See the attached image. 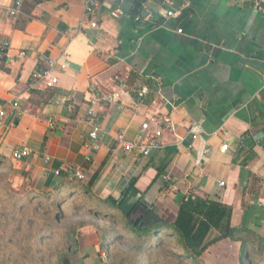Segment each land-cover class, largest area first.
I'll use <instances>...</instances> for the list:
<instances>
[{
    "label": "crops",
    "instance_id": "1",
    "mask_svg": "<svg viewBox=\"0 0 264 264\" xmlns=\"http://www.w3.org/2000/svg\"><path fill=\"white\" fill-rule=\"evenodd\" d=\"M14 1L0 0V44L9 43L0 61V106L6 108L0 157L21 166L41 192L73 179L77 169L83 184L94 177L96 201H119L131 187L146 210L167 223L187 196L219 202L231 208L233 228L264 240L263 14L248 0H175L171 17L165 0H139L145 17L117 14L116 0H96L94 17L84 15L86 0H23L20 16L11 18L6 12ZM43 56L57 62L59 82L30 89L33 73L45 67ZM115 78L126 84L124 91ZM144 85L149 93L140 100ZM112 92L119 99L98 113L103 138L90 141V101ZM12 102L25 111L22 117L11 111ZM157 114L172 127L162 131L163 147L145 158L125 152L117 133L131 142ZM22 149L30 156L14 162ZM102 208L106 223L99 227L112 222L121 234L122 218H106L116 211ZM138 215L144 218V210ZM81 232L82 262L95 264V252L102 251L96 229ZM239 246L226 239L210 248L238 264Z\"/></svg>",
    "mask_w": 264,
    "mask_h": 264
},
{
    "label": "trees",
    "instance_id": "2",
    "mask_svg": "<svg viewBox=\"0 0 264 264\" xmlns=\"http://www.w3.org/2000/svg\"><path fill=\"white\" fill-rule=\"evenodd\" d=\"M3 162L7 161L0 157V163ZM23 175L30 178L25 172ZM83 181L74 178L65 179L59 182L51 191L38 194V196L50 199L51 221L53 224L58 225L59 220L62 221L67 218L63 210L67 203H72L70 204L72 206L71 209L77 215H81L84 211H87L95 217H103L105 212H103L102 206L107 205L116 212L115 214L110 213L109 215H105L106 218L116 220L120 216L123 220L118 223L121 228V234L117 232L113 223L108 228L99 227L100 224L96 222L87 223L84 220L79 225L72 223L73 227L68 234V241L73 242L75 247L73 249L72 246H69V250L59 251L56 255V264H71L69 258L75 255L78 246L73 241L75 235L74 229H78L79 232V228L81 229L88 225L96 229L101 250L107 247L106 242L108 237L113 236L109 241L111 249L107 247L105 251L107 260L104 264H161L154 257H144V254L142 257L139 256L142 253H151L158 249H165V239L174 240L176 245L175 247L172 246V250L169 251L174 256V260H170L168 263L173 261V264H184L180 258H186L191 264H204L200 260L201 256L211 246L228 239L240 244L238 264H264V240L247 229L233 228L230 225L232 210L229 206L199 197L188 198L180 205L173 223L164 222L153 214V211L145 210L144 218L146 221L141 220L134 227L129 223V216L125 215L121 210L118 201L112 198H107L104 201L94 200L90 195V187L94 181V177L85 184L82 183ZM124 239L133 242L136 246V253L131 258H125V256L118 258L111 253L113 246L118 241ZM187 239L192 240L194 245H189Z\"/></svg>",
    "mask_w": 264,
    "mask_h": 264
},
{
    "label": "rangeland",
    "instance_id": "3",
    "mask_svg": "<svg viewBox=\"0 0 264 264\" xmlns=\"http://www.w3.org/2000/svg\"><path fill=\"white\" fill-rule=\"evenodd\" d=\"M20 167L10 162L0 163V264H56V255L59 251L69 250V246L73 249L75 247L73 242L68 241L72 223L79 225L84 220L87 223L96 222L104 225L106 219L102 216L95 217L87 211L77 215L71 209L72 203H67L63 209L67 218L59 220V224L54 225L51 221L50 199L38 196L42 192L32 186V180L23 175ZM81 229L79 228V232L78 229H74L73 241L76 246L82 241ZM165 246V249L142 253L139 257L144 254V257H154L161 264H173V261L170 263L168 261L174 260L169 251L172 250V246H176L175 241L165 239ZM109 248L111 249L110 246ZM135 248L133 242L124 239L113 246L111 253L118 258L124 256L131 258L136 253ZM106 249L107 247H104L100 254L98 252V257L95 252V261L100 258L102 264L106 262ZM221 252L222 250L210 248L200 260L206 264H223L222 260L227 261L224 264H237L231 258L228 260L222 257ZM83 253L84 251L78 250L77 246L76 256L69 258L70 263L84 264L86 260L83 259L86 257ZM235 257L236 255L234 261L237 258ZM180 260L184 264H191L186 258Z\"/></svg>",
    "mask_w": 264,
    "mask_h": 264
},
{
    "label": "built area",
    "instance_id": "4",
    "mask_svg": "<svg viewBox=\"0 0 264 264\" xmlns=\"http://www.w3.org/2000/svg\"><path fill=\"white\" fill-rule=\"evenodd\" d=\"M21 1L23 0L14 1V5L10 7L6 12L8 17L18 18L20 16L19 5ZM248 1L252 4L253 8L256 11L264 15V0H248ZM165 4L168 7L167 17H171L175 15L173 11L175 0H165ZM97 8H98V2L96 0H86L83 9L84 15L94 17L96 15ZM116 13L122 14V10H118ZM95 26L96 23L94 21L90 22V27L94 28ZM177 32L181 33V30H178ZM8 48H9L8 41H3L0 44V61H6ZM20 55L22 56L24 54L20 53ZM41 60L44 62L45 67L44 69L38 70L33 73L32 80L29 84L30 89L33 88L36 89L40 86L43 89H51L54 88L59 82L58 78L53 74L57 62L54 59L46 56H43ZM61 68L64 67L61 66ZM115 80L116 82L119 83L118 87L120 88V91H124V89L126 88V84L122 80H119L118 78H115ZM148 93H149V89L146 85H144L137 92V97L140 100H143L146 98ZM119 97L120 94L118 92H112L108 95L95 97L90 101V107L86 112V119H85V121L92 127V130L89 134L90 141L99 142L103 138L97 120L98 113L101 112L104 109V107L118 100ZM9 107L17 117H22L23 114L25 113V111L19 108V105L16 102L10 103ZM5 118H6V108L4 106H0V140H1V130L5 124ZM167 122L168 120L166 117L158 116V114L154 115L151 118H147L146 121L142 123L140 132L137 134V136L133 141L126 142L124 140V133L119 132L115 137L116 142L122 145V148L125 152H132L138 157H143V158L149 157L152 152L159 150L163 147V144L160 140L163 129L172 130L171 125H168ZM150 125H153L154 128L151 129ZM92 149L93 150L97 149V146L94 143L92 145ZM227 149L228 146L223 145L221 146L220 151L225 152L227 151ZM28 156H30L29 151H27L26 149H22L15 152L12 156V159L14 162H22ZM55 174L58 175L59 173L56 172ZM71 174L74 179L80 181H83L85 178L80 169L72 170ZM220 186H223V183H220ZM188 198H192V197L187 196L186 199Z\"/></svg>",
    "mask_w": 264,
    "mask_h": 264
},
{
    "label": "water",
    "instance_id": "5",
    "mask_svg": "<svg viewBox=\"0 0 264 264\" xmlns=\"http://www.w3.org/2000/svg\"><path fill=\"white\" fill-rule=\"evenodd\" d=\"M116 2L120 9L127 14H130L133 11L136 15L141 14L143 17L146 16V12L143 8V2L139 0H116ZM118 203H120L121 210L124 214L129 216V223H131L134 227L140 223L143 216H136V214L139 210L145 211L147 205L141 201V194L137 190L129 189L128 194L125 197H121ZM187 243L191 246L194 245V242L190 239H187Z\"/></svg>",
    "mask_w": 264,
    "mask_h": 264
}]
</instances>
